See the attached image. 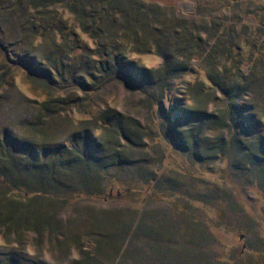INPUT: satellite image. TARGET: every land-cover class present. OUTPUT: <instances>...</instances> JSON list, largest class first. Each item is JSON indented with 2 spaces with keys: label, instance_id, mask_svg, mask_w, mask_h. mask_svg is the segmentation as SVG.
Listing matches in <instances>:
<instances>
[{
  "label": "trees",
  "instance_id": "obj_1",
  "mask_svg": "<svg viewBox=\"0 0 264 264\" xmlns=\"http://www.w3.org/2000/svg\"><path fill=\"white\" fill-rule=\"evenodd\" d=\"M226 6L228 8L229 3ZM14 10L24 11V17L18 20L23 21L22 24L21 21L17 22L18 31L26 32L30 38L40 37L43 40L47 35H51L53 46L63 47L66 56L72 59L79 57L82 61V64L78 65L80 73H84L82 78L80 77L77 83L71 79L74 93L82 96L74 99L71 95H60L45 102H38V125L33 127L35 136H48L46 125L50 120L62 117L70 108H83L87 96L97 91L108 90L114 84L118 85L126 96L122 97L125 101L122 109L110 107L101 111L94 120V132L99 131L103 144L102 153L98 156L90 151L86 133H80L70 137L69 149H62L63 152L60 149V156L50 158V155L42 150L44 158L51 160L45 159V163L41 164L27 163L20 161L21 155L33 147H24L23 143L11 140L5 134L0 137V235L7 236V239L9 235L10 240L13 239L12 242L16 241L19 232L24 234V239L28 235L40 240H68L71 264H141L139 261L142 262L143 250L138 252L139 258H135L132 253L124 261L117 262L118 253L110 254L113 251L109 250L112 245L102 242L107 238L106 235L99 237L98 242H93L95 249L92 253L84 246L85 237L81 235L76 236L78 239L71 243L70 233L68 235V232L58 227L60 213L55 212L52 205L57 201L64 205L70 198L83 194L94 196L92 187L95 177L102 179V187H118L119 182L108 177L109 169L141 167L138 161L146 159V149H167V144L179 148L182 146L192 152H198L199 147L204 144V158L241 163L253 171L254 183L264 186V92H260L261 85L255 78L256 71L264 69V66L254 65L253 74L248 76L241 72L239 64H234L227 73H223V65L214 60V50L203 44L206 47L203 46L205 48L198 57L208 51L201 64V69L207 73L206 80L199 79L195 85L188 86L189 98L186 103L191 109L185 112L180 110L181 103L174 99L169 111L164 109L165 103L171 93L178 92L175 90L178 81L189 72V61L195 53L193 48L200 44L199 40L205 41L204 36L197 34V27L191 24L190 18L170 12L171 9L156 3L142 0H0V29L7 23L8 15ZM66 14L75 17L73 21L76 29L86 35L92 44H75L76 30L73 34H66ZM211 35L208 37L213 40L214 35ZM179 41L183 43H176ZM168 49L170 52H167ZM175 49H181L182 52L175 53ZM137 52L157 55L163 60L162 65L142 71L130 58ZM39 61L47 66L45 69L48 73L54 74L53 79H62L57 63L52 62L49 55L41 56ZM30 75L39 79L41 86L48 92L60 90V85L55 82L57 80L37 76L34 71ZM0 78L5 81L4 75L1 74ZM253 116H258L254 123ZM37 126L40 130H36ZM257 127L261 131L255 133ZM203 136L205 139H202ZM254 138L256 142L252 144ZM245 140L250 142L246 143ZM44 148L46 147L43 143L38 147L40 150ZM69 151L71 152L68 153ZM154 155L157 158L161 156L158 151ZM190 155L193 156L192 153ZM149 160L148 165L153 164L154 156H150ZM163 160L164 157H161L155 160V163L158 165ZM61 173L64 175H60ZM155 176L151 173L145 180H152L151 177ZM123 182L127 183V180ZM127 186L123 191L118 187L119 195H116L115 199L124 200L127 196L133 198L141 194L142 190L150 189L148 184L140 188L130 184ZM106 195V202L113 199L111 196L114 195ZM164 200L172 201L170 196L154 193L146 202ZM144 219L139 221L145 223ZM102 223L101 219L96 218L94 221L95 225L104 227ZM140 224L142 223H132L125 227L120 224L123 229L109 238L114 240L118 236L125 237L133 227V231L137 230ZM157 227L158 230L150 227L148 230L166 233L161 235L168 248L165 252L172 250L169 244H181L182 238L173 237V226ZM141 234L140 231L139 239H142ZM95 236L94 234L92 238ZM205 241V237L197 236L190 243L195 249L190 250L187 256L193 264H212V260L217 261V258L211 255L212 260L207 262L209 258L206 253L196 251L204 247L198 245ZM134 243L135 241L133 245ZM25 244L28 245L27 242ZM72 247L83 252L85 256L76 259ZM170 258L171 263L180 264L181 258L176 257L175 253L174 257ZM108 259L111 261H107ZM5 263L14 264V261L8 259Z\"/></svg>",
  "mask_w": 264,
  "mask_h": 264
},
{
  "label": "rangeland",
  "instance_id": "obj_2",
  "mask_svg": "<svg viewBox=\"0 0 264 264\" xmlns=\"http://www.w3.org/2000/svg\"><path fill=\"white\" fill-rule=\"evenodd\" d=\"M142 1L156 3L171 9L170 12L190 18L191 24L197 27V34L204 36L205 40H199L201 45L196 44V48H193L195 53L193 59L189 61V72L178 81L175 88L178 94H170V98L165 103V110L170 111L174 99L181 103L180 110L185 112L191 109L186 103L189 98L187 89L188 86L195 85L199 79L206 80L207 73L201 69V64L208 51L201 57L198 56L208 45V49L214 50V60L223 65L224 69H221L223 73H227L234 64H239L241 72L248 76L253 74L254 65L264 66V0ZM227 3L230 5L228 8ZM9 15L7 23L0 29V75H4L5 80L3 82L0 78V137L5 134L7 138L23 143L24 147H33V149L26 148L28 150L21 155L20 161L27 163L41 164L45 163V159L51 160L48 157L44 158L42 150H45L50 158L60 156V149L65 151L69 149L70 137L80 133H86L90 151L94 152L92 154L101 155L103 144L99 131L94 132V120L101 111L110 107L122 109L125 105L122 97H125L126 93L114 84L108 90L97 91L87 96L83 108H70L62 117L58 116L50 120L46 125L48 136H35L33 127L38 125L36 121L38 102H45L60 95L66 97L71 95L70 97L74 99L82 96L74 93L71 85V79L77 83L84 74L80 73L78 66L82 61L79 57L72 59L66 56L63 47L53 46L51 35H47L43 40L40 37L30 38L26 32L18 31L17 22L24 17V11L14 10ZM65 18L64 22L69 24L65 25L66 34L77 31L75 44H84V42L92 44L86 35L76 29L74 16L66 14ZM211 34L214 35L213 40L208 37ZM221 36L224 38H220ZM176 43L181 45L183 42ZM167 52H170L169 49ZM176 52L182 51L175 49ZM47 55L52 62L57 63L62 79H53L54 74L48 73L45 69L47 66L40 63L41 56ZM130 58L142 71L158 68L163 62L153 53L137 52ZM33 71L37 76L49 77L52 81L57 80L55 82L60 85V90L52 92L45 90L39 79H34L30 75ZM86 71L87 68L85 74ZM255 78L261 85L260 92L263 93L264 69L257 70ZM256 119L258 116H253L252 123ZM36 130H40V127L37 126ZM259 130L258 127L255 128V133ZM202 139H205V136ZM245 142L250 141L245 140ZM255 142L254 138L252 144ZM41 143L45 144L46 148L38 149ZM177 143H179L178 139ZM204 146L201 145L198 152L172 144L171 146L167 144L165 146L167 149L149 148L145 151L146 159L138 161L141 167L109 169L108 177L118 181L117 186L122 191L128 187V184L136 185L137 188L148 184L150 189L142 190L141 194L136 195L137 197L125 196L124 200H119V198L115 199L116 195H119L118 187L113 186L112 189L110 185L102 187V179L95 177V184L92 187L94 196L83 194L70 198L64 205L58 201L52 205L53 210L60 213L58 227L68 232V235L70 233L71 243L78 239L76 237L78 235L85 237L84 246H87L90 253L95 249L93 242H98L99 237L106 235L107 238L102 242L112 245L109 250L113 251L110 254L118 253L117 262L124 261L132 253L135 258H139L138 252L143 250L142 262L139 261L141 264H173L170 257H174V253L176 257L181 258L180 264H193L191 258L187 256V253L194 248L190 243L197 236L199 238L203 236L206 241L198 247L204 246L205 249L201 247L196 251L206 253L209 258L207 262L212 260L210 259L212 255L217 258V261H211L212 264H264V186L254 183L253 171L241 163H229L228 160L219 158L216 160L211 157L204 158L206 151ZM161 148L164 149L163 152ZM156 151L160 152V158L164 157L163 162L158 165L155 160L160 158L154 155ZM150 156H154L155 160L153 164L148 165ZM151 173L156 176L151 177L152 180H145ZM125 180L127 183L123 182ZM106 193L110 196L114 195L111 196L113 199L106 202ZM154 193L170 196L172 201L146 202ZM124 217L126 218L122 219ZM96 218L103 220L104 227L94 224ZM140 219L146 220L145 223L139 221ZM138 222L142 223L139 228L133 231V227L127 236H118L114 240L109 238L114 237L126 225ZM159 225L173 226L171 230L173 237L182 238L179 246L169 244L172 249L170 252H165L168 251L167 244L161 239L162 233L165 232L148 230V227L158 230ZM140 231L142 239H139ZM94 234L96 236L92 238ZM11 240L9 235L8 239L7 236L0 235V264H6L8 259L14 261V264H71L72 262V257L68 254L70 243L63 238L40 240L27 235L24 239V234L19 232L16 241ZM26 242L28 245L25 244ZM75 247H72V251L76 259L85 256ZM128 260L132 261L131 258Z\"/></svg>",
  "mask_w": 264,
  "mask_h": 264
}]
</instances>
